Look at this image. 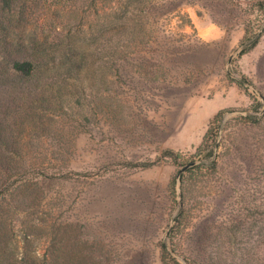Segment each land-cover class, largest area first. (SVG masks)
I'll use <instances>...</instances> for the list:
<instances>
[{"label":"trees","instance_id":"trees-1","mask_svg":"<svg viewBox=\"0 0 264 264\" xmlns=\"http://www.w3.org/2000/svg\"><path fill=\"white\" fill-rule=\"evenodd\" d=\"M200 1L213 9L211 17L221 25L225 20L216 18L215 11L234 17L225 5H245L264 14V0H0V264H145L137 252L111 258L97 233L81 237L78 221L63 216L59 190H52L71 170L52 161H60L54 154H65L74 146L83 120L115 117L117 108L128 101L119 89L150 93L152 98L143 100L148 107L155 96L167 103L165 90L191 84V74L202 70L193 50L207 43L191 42L186 29L194 30L193 22L184 6ZM239 22L244 24L238 45L241 56L257 45L264 23L253 32L252 19L240 16L235 20ZM226 76L252 99L246 112L231 121L262 127L254 154L247 161L241 159L242 165L264 172V92L259 100L249 90L252 80L244 75L236 78L229 70ZM224 111L208 120L196 148L206 159L169 182L176 212L160 243L164 264H264V255L253 260L248 251L245 258L235 257L236 229L246 205L238 207L240 202L234 200L220 225L225 239L219 241L226 248L213 257L197 246L207 238L206 224L213 223L222 205L230 202L226 182L208 201V211L191 233L182 254L184 263L172 253L186 226L188 203L197 197L190 193L193 179L219 168L223 154L219 147L225 152L233 146L219 134L220 127L228 125ZM230 177L236 179L238 174ZM253 185L252 222L257 227L256 243L262 244L264 176L254 179Z\"/></svg>","mask_w":264,"mask_h":264},{"label":"rangeland","instance_id":"rangeland-1","mask_svg":"<svg viewBox=\"0 0 264 264\" xmlns=\"http://www.w3.org/2000/svg\"><path fill=\"white\" fill-rule=\"evenodd\" d=\"M224 7L232 9L234 17L228 19L215 11L216 18L225 20L221 25L211 17L213 9L201 1L184 6L193 22L194 30L186 29L191 42L199 39L207 43L193 50L196 64L202 70L191 74L192 81L186 89L171 87L164 92L167 103H161L155 96V103L146 107L143 100L152 98L150 93L135 94L123 87L118 92L126 95L128 101L117 108L115 117L83 120L74 146L65 154H54L60 158L52 161L54 165L71 170L52 186V190L60 192L63 216L78 221L81 237L99 234L115 260L128 251L143 256L145 264H164L160 243L166 238V230L176 212L169 182L177 179L186 164L194 161L196 165L206 159L205 153H198L196 148L208 120L220 109H225L223 121H228V125H222L219 134L233 146L225 152L219 147L223 153L219 168L193 179L190 193L197 197L188 203L186 226L172 253L184 263L182 254L189 247L191 233L208 211V201L219 195L220 185L226 182L230 202L222 205L213 223L206 224L210 225L207 238L197 246L209 256L226 248L219 241L225 239L220 225L222 215L229 212L234 200L240 202L238 207L246 205L245 217L238 221V228L234 227L237 228L235 257L245 258L247 251V257L253 260L264 255V243H256L257 227L251 214L253 181L259 175L264 176V172L254 165L243 167L241 162L254 154L256 135L262 127H247L231 121L246 112L252 99L226 76L229 70L236 78L244 75L252 80L249 90L262 100L259 94L264 92V32L250 52L239 56L244 24L235 20L240 16L252 19L250 29L254 32L264 23V14L245 5ZM233 173L238 174L236 179H231ZM179 184L177 180V192ZM240 196L243 198L237 199Z\"/></svg>","mask_w":264,"mask_h":264},{"label":"water","instance_id":"water-1","mask_svg":"<svg viewBox=\"0 0 264 264\" xmlns=\"http://www.w3.org/2000/svg\"><path fill=\"white\" fill-rule=\"evenodd\" d=\"M195 162L194 161H192V162H190V163H188V164H186L181 170H184V169H186L188 166H191V165H193Z\"/></svg>","mask_w":264,"mask_h":264},{"label":"crops","instance_id":"crops-1","mask_svg":"<svg viewBox=\"0 0 264 264\" xmlns=\"http://www.w3.org/2000/svg\"><path fill=\"white\" fill-rule=\"evenodd\" d=\"M242 37V36H241Z\"/></svg>","mask_w":264,"mask_h":264}]
</instances>
